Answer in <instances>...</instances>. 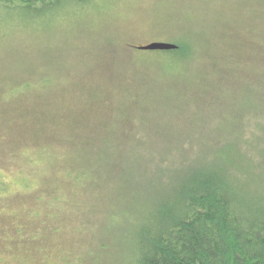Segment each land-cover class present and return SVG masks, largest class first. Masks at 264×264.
Listing matches in <instances>:
<instances>
[{"label": "rangeland", "instance_id": "obj_1", "mask_svg": "<svg viewBox=\"0 0 264 264\" xmlns=\"http://www.w3.org/2000/svg\"><path fill=\"white\" fill-rule=\"evenodd\" d=\"M70 6L74 12L38 24L0 14V264H136L146 212L168 196L176 175L228 151L249 163L264 148V0ZM186 39L196 45L193 59L158 75V56L139 49ZM125 43L133 47L128 67L153 74L139 87L105 76L110 50ZM238 52L242 68L224 65ZM30 68L26 88L39 90L15 83ZM31 109L45 133L90 143L93 180L75 163L64 168L61 144L40 135ZM110 112L128 113L131 132L105 135ZM143 160L152 165L146 173Z\"/></svg>", "mask_w": 264, "mask_h": 264}, {"label": "trees", "instance_id": "obj_2", "mask_svg": "<svg viewBox=\"0 0 264 264\" xmlns=\"http://www.w3.org/2000/svg\"><path fill=\"white\" fill-rule=\"evenodd\" d=\"M94 1L0 0V14L2 17H7L2 15L4 13L15 14L38 24L46 19L56 18L57 15L64 16L74 12L75 9L70 5L84 6ZM175 45L173 49L145 50L158 56H151L157 65V75L193 59L196 45L191 40L176 42ZM131 48L133 47L125 43L124 47H113L110 50L108 61L114 64H111L112 68L109 66V72L105 76L112 85L139 87L153 75L149 68L145 69L141 65L133 69L128 67L132 63ZM258 52L264 54L262 45H259ZM133 53H137L136 50ZM241 54H228L224 58V65L236 62L242 68ZM134 56L140 58V62L144 59L142 55ZM117 67L122 68L119 70ZM261 71L264 72V67ZM34 72L30 68L24 74L17 75L15 83L20 84L18 88L39 90L32 88L33 85L26 88L28 76ZM114 72L119 73V81L114 80ZM50 93L52 92H43V95L49 97ZM93 101L98 102V99L93 98ZM31 110L33 119H37L36 126L40 135L61 144V152L64 154L59 159L65 160L64 168L75 163L78 168L89 170V180H93L95 161L90 143L87 140L72 143L66 134L45 133L38 112ZM110 115L113 119L107 120L105 113V135L108 132H131V127L126 124L130 120L128 113L110 112ZM76 117L77 115L71 114L67 122L73 120L76 124ZM119 120L126 125L121 128L113 126L116 123L114 121ZM65 131H70V128L67 127ZM105 146H111V138ZM258 165L264 166V148L260 149L258 157L254 155L250 158L249 163L245 161L243 154L228 151L221 156L219 162L218 158L213 162L196 161L188 170L176 175L168 196H162L157 200V207L150 206L151 209L146 212L149 219L140 226L136 264H264V170H258ZM147 167L152 168V165L143 160L140 167L143 173L147 172ZM233 167L238 168L239 173L232 172ZM89 180L79 179L76 182ZM149 182L153 183L154 178Z\"/></svg>", "mask_w": 264, "mask_h": 264}, {"label": "water", "instance_id": "obj_3", "mask_svg": "<svg viewBox=\"0 0 264 264\" xmlns=\"http://www.w3.org/2000/svg\"><path fill=\"white\" fill-rule=\"evenodd\" d=\"M175 45L173 43L168 42H152L146 45L144 48L146 49H172Z\"/></svg>", "mask_w": 264, "mask_h": 264}]
</instances>
